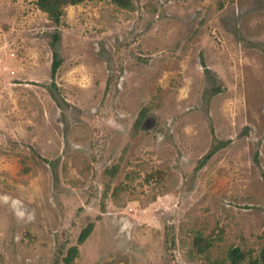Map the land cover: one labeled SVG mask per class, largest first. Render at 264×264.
Wrapping results in <instances>:
<instances>
[{"label": "rangeland", "instance_id": "1", "mask_svg": "<svg viewBox=\"0 0 264 264\" xmlns=\"http://www.w3.org/2000/svg\"><path fill=\"white\" fill-rule=\"evenodd\" d=\"M36 1L0 0V264L258 258L264 0Z\"/></svg>", "mask_w": 264, "mask_h": 264}, {"label": "trees", "instance_id": "2", "mask_svg": "<svg viewBox=\"0 0 264 264\" xmlns=\"http://www.w3.org/2000/svg\"><path fill=\"white\" fill-rule=\"evenodd\" d=\"M84 0H37L36 4L38 8L46 13L48 15V18L55 24H58L60 22V19L62 17L63 11L62 9L65 6H74L79 3H81ZM114 3L119 5L120 7H127V1L126 0H113ZM59 35L55 33L53 35V44L52 48L54 49L52 52V62H51V76L54 77L59 66L61 63V60L58 56L57 50H55V44L58 41ZM212 153V152H211ZM211 153H209L205 159H207ZM92 230V226L89 225L86 227L84 230L81 231L79 237H78V243L81 244L83 243L87 237L90 235V232ZM199 246V251L202 252L206 250L209 246L210 243L204 241V244L198 245ZM78 254V249L77 247L73 246L71 247L68 252L66 257L63 259V264H71L73 259L77 256ZM228 258L230 260V264H243L240 260L242 258L241 252L239 249H231L228 254ZM248 264H264V247L261 249L258 258H255L251 261H249Z\"/></svg>", "mask_w": 264, "mask_h": 264}, {"label": "clouds", "instance_id": "3", "mask_svg": "<svg viewBox=\"0 0 264 264\" xmlns=\"http://www.w3.org/2000/svg\"><path fill=\"white\" fill-rule=\"evenodd\" d=\"M107 123L109 124V126L117 127V129L119 130V127L118 125H116V122L114 119H109Z\"/></svg>", "mask_w": 264, "mask_h": 264}]
</instances>
